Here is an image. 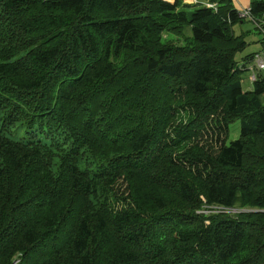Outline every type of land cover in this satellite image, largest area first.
Instances as JSON below:
<instances>
[{"label": "trees", "instance_id": "obj_1", "mask_svg": "<svg viewBox=\"0 0 264 264\" xmlns=\"http://www.w3.org/2000/svg\"><path fill=\"white\" fill-rule=\"evenodd\" d=\"M239 14L0 0V264H264V73L243 88Z\"/></svg>", "mask_w": 264, "mask_h": 264}, {"label": "crops", "instance_id": "obj_2", "mask_svg": "<svg viewBox=\"0 0 264 264\" xmlns=\"http://www.w3.org/2000/svg\"><path fill=\"white\" fill-rule=\"evenodd\" d=\"M195 1V0H190ZM200 1V0H199ZM206 3V0H201ZM235 7L241 12L246 8H249L251 0H233ZM249 4V5H248ZM248 5V7H246ZM264 19V16H263ZM264 24V21H263ZM233 32L235 35H243L247 41V46L243 51H241L238 56V62H245L247 68L242 74V86L245 90H252L254 87V82L251 79L252 70L251 67L254 66L253 57L255 54H262L264 57V28H260L256 22L249 18H244L240 22L233 25ZM256 76L262 74L263 72L255 69ZM264 96V94L262 95Z\"/></svg>", "mask_w": 264, "mask_h": 264}, {"label": "rangeland", "instance_id": "obj_3", "mask_svg": "<svg viewBox=\"0 0 264 264\" xmlns=\"http://www.w3.org/2000/svg\"><path fill=\"white\" fill-rule=\"evenodd\" d=\"M185 1L189 2V3L193 2V1H190V0H185ZM197 1H199V0H197ZM248 5L246 7H248ZM238 22H240V21H238ZM166 36H169L170 39H174L176 42H178V38L179 37L177 35H174L172 33H167ZM239 53L240 52L237 53L236 57L238 56ZM261 72H263V71H261ZM256 78H257V76H256ZM261 101H262V103H264V96H261ZM240 133H241V120L238 119V120L232 122L229 125V132H228V135H227V143L229 144L232 141L238 139L240 137ZM206 211L210 212V213L228 212V213H231V214H235L236 212H239L240 210L237 209V208H226V207L221 206V205H212V206H210V208L206 209Z\"/></svg>", "mask_w": 264, "mask_h": 264}, {"label": "built area", "instance_id": "obj_4", "mask_svg": "<svg viewBox=\"0 0 264 264\" xmlns=\"http://www.w3.org/2000/svg\"><path fill=\"white\" fill-rule=\"evenodd\" d=\"M207 4H209L210 6H214V4H210V3H207ZM239 16L242 18L251 19L252 21L256 22V24L260 27L264 21V19H262L261 21L262 23H259L257 20H255L253 16L250 14V8H246L245 10L241 11ZM253 60H254V66L251 67V70L253 72L251 75V79L254 81L256 79L255 69H258L264 72V57L262 54L257 53L254 55Z\"/></svg>", "mask_w": 264, "mask_h": 264}]
</instances>
